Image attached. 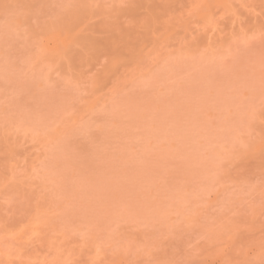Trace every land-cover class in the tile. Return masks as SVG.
<instances>
[{
	"label": "rangeland",
	"instance_id": "1",
	"mask_svg": "<svg viewBox=\"0 0 264 264\" xmlns=\"http://www.w3.org/2000/svg\"><path fill=\"white\" fill-rule=\"evenodd\" d=\"M15 1L0 264H264V0Z\"/></svg>",
	"mask_w": 264,
	"mask_h": 264
},
{
	"label": "bare ground",
	"instance_id": "2",
	"mask_svg": "<svg viewBox=\"0 0 264 264\" xmlns=\"http://www.w3.org/2000/svg\"><path fill=\"white\" fill-rule=\"evenodd\" d=\"M4 1H6V0H4ZM15 1V0H14ZM26 1V0H25ZM27 1H29V0H27ZM26 1V2H27ZM33 1V0H32ZM16 2V1H15ZM22 2V1H21ZM2 3H3V0H0V8L2 7ZM13 3V2H12ZM5 6H6V4H4ZM8 5V4H7ZM17 5V4H16ZM21 6V5H20ZM6 7H9V6H6ZM18 8H19V6L17 7V11H18ZM4 9V8H3ZM6 9V8H5ZM4 9V10H5ZM14 9V8H13ZM1 13V12H0ZM4 15V14H3ZM2 16V15H1ZM18 22H19V20H18ZM21 22V21H20ZM62 35V34H61ZM59 36V35H58ZM58 41V40H57ZM2 145V144H1ZM3 147V146H2ZM0 148H1V146H0ZM2 149V148H1ZM6 184H7V181L5 182ZM4 184V183H3ZM2 184V185H3ZM9 184V183H8ZM1 186V185H0ZM4 186V185H3Z\"/></svg>",
	"mask_w": 264,
	"mask_h": 264
}]
</instances>
